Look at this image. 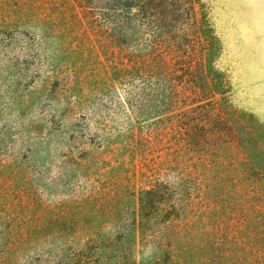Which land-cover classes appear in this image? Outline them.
<instances>
[{"label":"rangeland","instance_id":"obj_1","mask_svg":"<svg viewBox=\"0 0 264 264\" xmlns=\"http://www.w3.org/2000/svg\"><path fill=\"white\" fill-rule=\"evenodd\" d=\"M190 1L202 59L180 84L190 43L117 78L98 5L0 0V264H264V0ZM209 100L224 137L188 153L180 122ZM157 182L181 220L142 219Z\"/></svg>","mask_w":264,"mask_h":264},{"label":"trees","instance_id":"obj_2","mask_svg":"<svg viewBox=\"0 0 264 264\" xmlns=\"http://www.w3.org/2000/svg\"><path fill=\"white\" fill-rule=\"evenodd\" d=\"M78 2L87 8L93 3L98 5L100 28L108 33L111 43L117 49L118 57L120 55V66L125 67L117 68L118 62L114 65L113 69L117 78L120 77L119 75L126 76L133 69L137 71L141 65H144V60L137 53L141 50L146 52L144 56L150 57L148 64L145 60V65L167 67L172 58L175 59L179 57V54L186 52L189 43L196 51L193 55L194 65L190 62L179 76V80L186 77L189 71L192 74L199 72L198 66L202 59L200 51L203 45L200 43L199 36L195 34L196 22L193 20L194 11L190 0H78ZM183 82L184 80L179 81L180 84ZM205 89L203 86H196V83L192 87L191 93L195 96L196 102L206 100L204 99L207 93ZM210 105L215 106L211 112L206 111L207 114L204 115L198 114V119L185 118L186 120L180 122L184 136V149L188 153L192 152L191 147L195 136L198 139L197 143L203 145L211 141L210 136L214 138V145L221 142L224 137L223 129H215L213 132L215 134L209 130L211 127L226 125L223 122L219 104L209 100L199 106V109L203 110L204 106ZM214 185L217 186L218 183L214 182ZM181 194L162 182H157L149 189L141 190L137 199L142 219L149 224L159 220L162 224L174 219L181 220L182 206L179 199ZM152 264L158 263L153 261Z\"/></svg>","mask_w":264,"mask_h":264}]
</instances>
